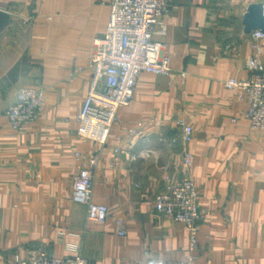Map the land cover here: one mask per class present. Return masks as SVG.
<instances>
[{"label": "crops", "instance_id": "0c3cea01", "mask_svg": "<svg viewBox=\"0 0 264 264\" xmlns=\"http://www.w3.org/2000/svg\"><path fill=\"white\" fill-rule=\"evenodd\" d=\"M264 0H175L162 25L169 76L143 74L119 111L107 143L77 132L91 89L92 58L105 38L108 0H0V264L44 249L88 264H264V132L247 118L246 95L225 83L246 80L264 40L244 19ZM161 27L157 28V32ZM44 88L39 119L14 130L7 111L21 88ZM194 127L190 176L205 212L193 247L184 224L161 215L156 197L184 177L177 122ZM149 152L146 159L133 156ZM80 153L97 158L95 200L106 223L90 222L72 200ZM128 233L117 235L116 221ZM62 233H66L62 237Z\"/></svg>", "mask_w": 264, "mask_h": 264}, {"label": "built area", "instance_id": "2783aa9c", "mask_svg": "<svg viewBox=\"0 0 264 264\" xmlns=\"http://www.w3.org/2000/svg\"><path fill=\"white\" fill-rule=\"evenodd\" d=\"M175 0H108L111 17L105 38L97 42V51L92 58L93 77L91 89L78 118L80 125L77 135L86 141L105 145L113 126L118 122L119 111L129 107L134 100L140 77L147 73L169 76L173 72L169 58L165 55V45L156 41L157 36L165 35L163 18L167 8ZM161 30L157 32V28ZM255 40H264V33L252 34ZM246 67L250 76L243 81L235 79L225 83L230 90H238L246 95L249 104L247 118L251 127L264 132V64L258 55L251 57ZM46 103L44 88H21L17 101L8 111L12 128L18 132L29 123L39 119ZM180 134L174 143L182 147L184 177L169 181L164 191L155 199L159 214L176 223L184 224L190 233L193 247L197 246L201 224L205 212L200 207L198 190L190 176L194 157L189 146L194 140L195 130L186 120L177 122ZM149 152L133 156L132 160L146 159ZM81 168L74 177L72 200L87 209L90 222L106 223L110 218L109 208L95 200V173L97 158L90 163L84 155L76 153ZM117 235L127 236L124 220L116 221ZM62 237L66 233L61 234ZM72 257L57 258L44 249H34L28 257L15 255L12 264H88L79 254ZM140 264H165L162 261H149ZM180 264H192V260Z\"/></svg>", "mask_w": 264, "mask_h": 264}, {"label": "water", "instance_id": "95a60500", "mask_svg": "<svg viewBox=\"0 0 264 264\" xmlns=\"http://www.w3.org/2000/svg\"><path fill=\"white\" fill-rule=\"evenodd\" d=\"M7 14L0 11V28L7 21ZM246 34L264 33V5H252L244 19Z\"/></svg>", "mask_w": 264, "mask_h": 264}]
</instances>
